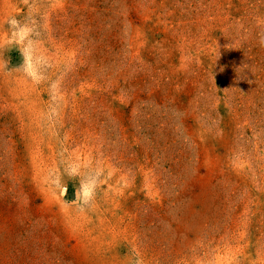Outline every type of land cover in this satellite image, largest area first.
Returning a JSON list of instances; mask_svg holds the SVG:
<instances>
[{
	"label": "rangeland",
	"instance_id": "374dc122",
	"mask_svg": "<svg viewBox=\"0 0 264 264\" xmlns=\"http://www.w3.org/2000/svg\"><path fill=\"white\" fill-rule=\"evenodd\" d=\"M262 38L264 0H0V264H264Z\"/></svg>",
	"mask_w": 264,
	"mask_h": 264
},
{
	"label": "clouds",
	"instance_id": "9594fccd",
	"mask_svg": "<svg viewBox=\"0 0 264 264\" xmlns=\"http://www.w3.org/2000/svg\"><path fill=\"white\" fill-rule=\"evenodd\" d=\"M9 23L14 25L16 22L13 20H10ZM23 31H24V35L27 37L31 34L32 29L26 27ZM29 43H34V42L29 41ZM259 43L261 47H264V38H262L259 41ZM73 174H74V170L68 173L69 176ZM95 189H96L95 180L88 181L87 183L81 182L80 188H79V201H78L81 207H83L84 205L90 204V202L94 199ZM137 264H139V261H137Z\"/></svg>",
	"mask_w": 264,
	"mask_h": 264
}]
</instances>
